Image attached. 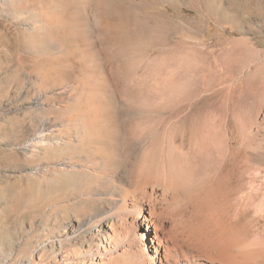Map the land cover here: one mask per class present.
Listing matches in <instances>:
<instances>
[{"label":"rangeland","instance_id":"rangeland-1","mask_svg":"<svg viewBox=\"0 0 264 264\" xmlns=\"http://www.w3.org/2000/svg\"><path fill=\"white\" fill-rule=\"evenodd\" d=\"M94 2L0 0V264H101L75 228L94 151L264 264V0Z\"/></svg>","mask_w":264,"mask_h":264},{"label":"bare ground","instance_id":"bare-ground-1","mask_svg":"<svg viewBox=\"0 0 264 264\" xmlns=\"http://www.w3.org/2000/svg\"><path fill=\"white\" fill-rule=\"evenodd\" d=\"M94 1L91 4L96 5ZM53 135L54 132L41 129L31 144L54 138ZM62 141L56 138L54 142ZM90 154L91 170L100 174L101 182L81 197L84 208L75 228L76 236L83 238L81 243L87 247V254H99V263L108 264L122 255H132V264L246 263L238 242L228 237L225 226L198 220L195 216L200 212L198 208L196 214L192 208L180 209L182 203L175 187L169 184L162 187L158 180L145 183L143 177L134 175L135 165L115 164L105 152ZM144 224L155 243L151 248L150 240L145 241L147 252L140 244Z\"/></svg>","mask_w":264,"mask_h":264}]
</instances>
